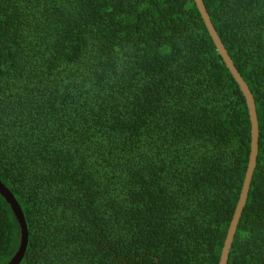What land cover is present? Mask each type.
I'll return each mask as SVG.
<instances>
[{
    "label": "trees",
    "instance_id": "trees-1",
    "mask_svg": "<svg viewBox=\"0 0 264 264\" xmlns=\"http://www.w3.org/2000/svg\"><path fill=\"white\" fill-rule=\"evenodd\" d=\"M259 119L228 264H264V0H203ZM247 100L193 0H0V182L20 264H220ZM22 227L0 192V264Z\"/></svg>",
    "mask_w": 264,
    "mask_h": 264
},
{
    "label": "water",
    "instance_id": "water-1",
    "mask_svg": "<svg viewBox=\"0 0 264 264\" xmlns=\"http://www.w3.org/2000/svg\"><path fill=\"white\" fill-rule=\"evenodd\" d=\"M193 1L196 3L199 12L202 15V18L217 47L219 54L221 55L228 69L230 70L233 77L239 84L247 100V104H248L249 111H250L251 125H252V145H251V155H250L249 166H248L242 194H241L239 203L237 205L236 212L234 214V218L231 223L227 239L225 241V245H224V249H223L222 257L220 261V264H228L231 249L234 243V239H235L244 209L247 205L250 189H251L253 178H254V173L257 168V161H258V154H259V139H260L259 119H258L256 102H255L253 93L251 92L249 86L247 85V83L245 82V80L243 79L239 71L237 70L235 64L233 63L226 47L224 46L211 20V17L207 11L204 1L203 0H193ZM0 192L3 194V196L6 198V200L11 205L22 227V242H21L20 250L17 253L16 257L10 263V264H20L25 256V253L28 247V241H29L28 226L26 223L24 213L19 203L16 201L14 196L9 192V190L1 182H0Z\"/></svg>",
    "mask_w": 264,
    "mask_h": 264
},
{
    "label": "bare ground",
    "instance_id": "bare-ground-1",
    "mask_svg": "<svg viewBox=\"0 0 264 264\" xmlns=\"http://www.w3.org/2000/svg\"><path fill=\"white\" fill-rule=\"evenodd\" d=\"M260 152V151H259Z\"/></svg>",
    "mask_w": 264,
    "mask_h": 264
}]
</instances>
